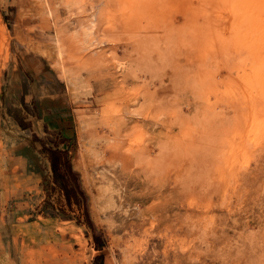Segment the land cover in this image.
Masks as SVG:
<instances>
[{
    "label": "rangeland",
    "instance_id": "1",
    "mask_svg": "<svg viewBox=\"0 0 264 264\" xmlns=\"http://www.w3.org/2000/svg\"><path fill=\"white\" fill-rule=\"evenodd\" d=\"M237 9L0 0V264H264V5Z\"/></svg>",
    "mask_w": 264,
    "mask_h": 264
},
{
    "label": "trees",
    "instance_id": "2",
    "mask_svg": "<svg viewBox=\"0 0 264 264\" xmlns=\"http://www.w3.org/2000/svg\"><path fill=\"white\" fill-rule=\"evenodd\" d=\"M48 152L50 154V162H51L52 170L56 173L60 169V167L63 166L64 173L66 172L67 174H69V176L71 177V180H73V182H74V184H73L74 186L70 189L67 188L66 184L64 185V188L66 190L67 201H70L71 193L73 195V198L75 200H77L76 199L77 198L76 193L80 192V194L83 198L84 209H85L86 208L85 207L86 196L83 194V192L81 191V189L79 187V183L77 180V173L75 171H73V169L71 167V164H70V161H69V158L67 155V151L64 149H59L58 147H55V148H49ZM69 192H71V193H69ZM85 212H86V219H87V222L89 224V227L91 228L93 238H94L95 242H97L96 246H101L102 242L97 239L101 235V231L98 230L96 228V226L91 222V220L88 216V213H87V209H85Z\"/></svg>",
    "mask_w": 264,
    "mask_h": 264
},
{
    "label": "bare ground",
    "instance_id": "3",
    "mask_svg": "<svg viewBox=\"0 0 264 264\" xmlns=\"http://www.w3.org/2000/svg\"><path fill=\"white\" fill-rule=\"evenodd\" d=\"M222 2V1H221ZM226 4L229 5H234L237 6L241 9L233 10L232 15L235 18H238V20L243 21V20H250V13L248 8H259L261 5H264V0H225ZM247 8V9H246ZM18 34V33H17ZM23 36V35H22ZM27 44V43H26ZM36 44V43H35ZM38 45V44H37ZM35 46V48L38 49V46ZM41 47V46H40ZM41 52L44 55H48L49 52L46 49H40ZM38 51V50H37ZM84 175V174H83ZM84 177V176H83ZM84 179V178H83ZM93 213V212H92Z\"/></svg>",
    "mask_w": 264,
    "mask_h": 264
}]
</instances>
